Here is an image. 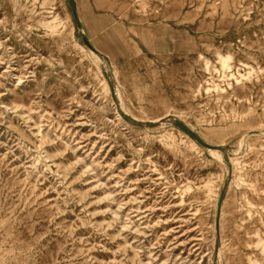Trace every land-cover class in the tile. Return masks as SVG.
<instances>
[{"label":"rangeland","instance_id":"1","mask_svg":"<svg viewBox=\"0 0 264 264\" xmlns=\"http://www.w3.org/2000/svg\"><path fill=\"white\" fill-rule=\"evenodd\" d=\"M262 241L264 0H0V264H264Z\"/></svg>","mask_w":264,"mask_h":264},{"label":"bare ground","instance_id":"2","mask_svg":"<svg viewBox=\"0 0 264 264\" xmlns=\"http://www.w3.org/2000/svg\"><path fill=\"white\" fill-rule=\"evenodd\" d=\"M48 24H47V27L51 30V31H54L56 28H57V17H55L54 15H52V18H51V20L50 21H48L47 22ZM228 58H223V62H225L226 63V60H227ZM222 62V61H221ZM224 64V63H223ZM226 66V65H225ZM227 67H228V65H227ZM224 68V67H223ZM224 75V74H223ZM241 76H242V74H240ZM234 76V75H233ZM241 142H242V140H241ZM219 159H221L222 158V156H221V154L218 152V151H215V152H213ZM206 184V183H205ZM259 233V232H258ZM262 252L264 253V241H262Z\"/></svg>","mask_w":264,"mask_h":264},{"label":"water","instance_id":"3","mask_svg":"<svg viewBox=\"0 0 264 264\" xmlns=\"http://www.w3.org/2000/svg\"><path fill=\"white\" fill-rule=\"evenodd\" d=\"M187 129H188V130H189L191 133H193V134H194V132H193V130H192V129H190V128H188V127H187ZM194 135H195V134H194ZM195 137H196L198 140H200V137H198V136H196V135H195ZM221 199H222V198H221ZM221 199H220V201H221Z\"/></svg>","mask_w":264,"mask_h":264}]
</instances>
